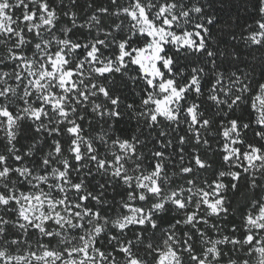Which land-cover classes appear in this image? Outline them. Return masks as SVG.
Returning <instances> with one entry per match:
<instances>
[{
    "label": "snow or ice",
    "instance_id": "1",
    "mask_svg": "<svg viewBox=\"0 0 264 264\" xmlns=\"http://www.w3.org/2000/svg\"><path fill=\"white\" fill-rule=\"evenodd\" d=\"M0 264H264V0H0Z\"/></svg>",
    "mask_w": 264,
    "mask_h": 264
}]
</instances>
